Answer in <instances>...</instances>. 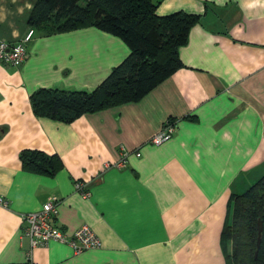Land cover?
<instances>
[{
	"label": "crops",
	"instance_id": "obj_1",
	"mask_svg": "<svg viewBox=\"0 0 264 264\" xmlns=\"http://www.w3.org/2000/svg\"><path fill=\"white\" fill-rule=\"evenodd\" d=\"M35 1L0 0V41L24 37ZM151 1L157 16L201 19L179 50L184 67L138 103L69 124L34 114L35 90H93L129 54L94 27L35 32L21 67L0 64V264H25L29 251L33 264H226L229 198L264 177V0ZM168 120L172 137L151 145ZM27 150L57 155L62 169L25 170ZM51 198L55 227L71 235L87 226L100 249H30L21 217Z\"/></svg>",
	"mask_w": 264,
	"mask_h": 264
},
{
	"label": "trees",
	"instance_id": "obj_2",
	"mask_svg": "<svg viewBox=\"0 0 264 264\" xmlns=\"http://www.w3.org/2000/svg\"><path fill=\"white\" fill-rule=\"evenodd\" d=\"M156 8L151 0H36L28 18L35 32L50 36L94 27L120 39L129 54L93 90H35L30 96L34 114L69 124L83 115L138 103L182 69L179 50L201 16L181 11L157 16ZM20 162L29 172L50 177L62 169L57 155L39 151H22ZM228 209L220 235L229 246L226 264H264V177L232 194ZM258 221L262 238L255 258Z\"/></svg>",
	"mask_w": 264,
	"mask_h": 264
},
{
	"label": "built area",
	"instance_id": "obj_3",
	"mask_svg": "<svg viewBox=\"0 0 264 264\" xmlns=\"http://www.w3.org/2000/svg\"><path fill=\"white\" fill-rule=\"evenodd\" d=\"M34 35V29L29 28L24 37L15 44L0 41V64H8L15 68L21 67L28 56V45L32 42ZM174 129V122L166 121L162 129L150 139L149 143L153 146L162 145L172 137ZM121 155L125 161L129 154L122 150ZM134 155L140 157L138 151ZM123 165L124 163L121 162L115 165H107L106 168H120ZM75 189L83 196L89 194L81 182L75 184ZM0 204L6 205L1 198ZM56 215L57 199L55 198L49 199L41 210L22 215V236L27 239L31 250L35 247L45 246L51 241L69 246L75 254L101 248L100 239L87 226L80 227L71 235H67L56 228L53 223ZM25 264H33L30 251L27 252Z\"/></svg>",
	"mask_w": 264,
	"mask_h": 264
},
{
	"label": "water",
	"instance_id": "obj_4",
	"mask_svg": "<svg viewBox=\"0 0 264 264\" xmlns=\"http://www.w3.org/2000/svg\"><path fill=\"white\" fill-rule=\"evenodd\" d=\"M261 238H262V223L260 221H258L256 251H255V255H254L255 258H256V255H257V251H258V249L260 247V244H261Z\"/></svg>",
	"mask_w": 264,
	"mask_h": 264
}]
</instances>
